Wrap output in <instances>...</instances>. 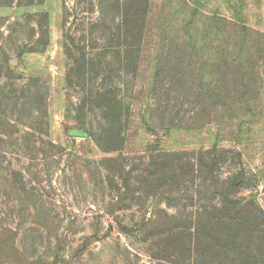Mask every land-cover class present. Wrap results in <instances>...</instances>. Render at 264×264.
Instances as JSON below:
<instances>
[{"label": "rangeland", "instance_id": "374dc122", "mask_svg": "<svg viewBox=\"0 0 264 264\" xmlns=\"http://www.w3.org/2000/svg\"><path fill=\"white\" fill-rule=\"evenodd\" d=\"M121 1L0 7V264H264V0Z\"/></svg>", "mask_w": 264, "mask_h": 264}, {"label": "trees", "instance_id": "16d2710c", "mask_svg": "<svg viewBox=\"0 0 264 264\" xmlns=\"http://www.w3.org/2000/svg\"><path fill=\"white\" fill-rule=\"evenodd\" d=\"M42 1L43 0H3L0 4V7H2V6L9 7V6L14 5L15 3L19 4V6H21V4L23 6H33V5L42 3ZM121 2L122 3L120 6L123 8L122 12H124V16H125V14H127V9L129 7V3H127V0H122ZM122 23H123V26H126L125 25V18H122ZM40 100H42V99H40Z\"/></svg>", "mask_w": 264, "mask_h": 264}]
</instances>
